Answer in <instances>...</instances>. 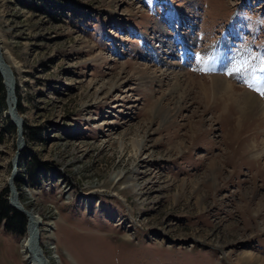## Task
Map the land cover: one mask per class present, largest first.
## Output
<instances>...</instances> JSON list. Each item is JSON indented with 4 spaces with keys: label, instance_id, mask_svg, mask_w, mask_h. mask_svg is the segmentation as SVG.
Listing matches in <instances>:
<instances>
[{
    "label": "rangeland",
    "instance_id": "rangeland-1",
    "mask_svg": "<svg viewBox=\"0 0 264 264\" xmlns=\"http://www.w3.org/2000/svg\"><path fill=\"white\" fill-rule=\"evenodd\" d=\"M222 37L229 57L249 49L264 74V0H0V48L23 121L19 162L25 152L52 168L34 187L28 163L18 165L27 214L21 235L0 222V264H31L30 212L52 264H264V156L252 157L264 150V125L253 129L256 118H241L212 78L264 96L217 65ZM9 114L7 91L8 204L22 143Z\"/></svg>",
    "mask_w": 264,
    "mask_h": 264
},
{
    "label": "bare ground",
    "instance_id": "bare-ground-1",
    "mask_svg": "<svg viewBox=\"0 0 264 264\" xmlns=\"http://www.w3.org/2000/svg\"><path fill=\"white\" fill-rule=\"evenodd\" d=\"M187 47L189 48L190 45ZM231 47L232 45L229 43V39L227 40V37H222L219 40V44H217V46L214 47V55H215V58H217V65H219L222 69H225V71L228 74H230L231 79L236 78V77L242 78L243 81H246L247 83H249V85H252L254 89H259L260 93L264 96V74H260L259 71L258 72L254 71V68L252 65L253 64L252 55H251L250 50L246 48L245 49L240 48V49H235L236 50L235 51L232 49L234 51L233 56L229 57L230 55H228L227 52H231L230 50ZM0 51H1V48H0ZM1 58L2 60L0 64L2 66V70L4 71L6 75L5 82H6L7 91H8V108H9V111L11 112V109L13 108L15 97H16V94H15L16 92L14 89L15 81L12 80L13 82L11 85L10 78L11 76H13V73L10 70V66L5 62L3 55ZM230 58H232V61L229 60ZM258 59H257V63H258ZM162 76L165 78L169 77V75H167L166 73H162ZM13 79H14V76H13ZM212 80L215 84L214 89L216 90V92L217 91L224 92L226 96L227 105H235L241 118H244V116L246 115L247 116L253 115L254 118H256L257 123H255V125L257 126L253 129L259 128L258 127L259 125H264V99L262 100L259 96L249 91H244L238 94L237 91L234 89V86L232 85V83L225 78L214 77L212 78ZM10 85L14 89V93H13L14 96L11 93ZM21 144L22 143L20 142L19 143L20 148H21ZM18 154H19V151H18ZM263 156H264V150L262 151L254 150L253 155H252L254 159H257ZM15 160L16 158L13 159V166L15 164ZM16 175L14 172V177H16ZM14 177L12 178V181H10L11 187H12L10 190L11 191L10 192L11 203L15 207H18L21 210H23L26 215L27 211H25V209L27 210V208L23 205L21 198H20L19 191L15 187ZM27 218H29L28 219V230H27L28 238L24 245V251L29 257L30 263L31 264H52L49 258L45 255L44 249L41 246L40 228L42 225V219L38 215L34 214L33 212L28 213ZM250 256L252 258L254 257L253 255H250Z\"/></svg>",
    "mask_w": 264,
    "mask_h": 264
},
{
    "label": "trees",
    "instance_id": "trees-1",
    "mask_svg": "<svg viewBox=\"0 0 264 264\" xmlns=\"http://www.w3.org/2000/svg\"><path fill=\"white\" fill-rule=\"evenodd\" d=\"M6 98L7 92H5L3 80L0 76V111L3 110L4 101L6 102ZM18 110L20 111V106H18ZM8 124L11 129H14V126L10 121H8ZM35 130L36 129L32 127H27L26 125H24V132L28 141H40L39 136L41 134L39 135L40 132H36ZM35 160L36 159L34 158V156H30V154L25 155V152H22L21 159L19 162V168H21L25 162L28 163V166L30 168L29 175L31 177V183L34 187L40 184L41 180L46 175V173L50 172V169H52L46 168L45 164L44 167H42L43 165L38 164ZM6 196L7 190H4V192L0 194V222H3V228L5 231L21 235L23 233L26 216L25 214H22L21 212L14 210V208L10 207Z\"/></svg>",
    "mask_w": 264,
    "mask_h": 264
},
{
    "label": "water",
    "instance_id": "water-1",
    "mask_svg": "<svg viewBox=\"0 0 264 264\" xmlns=\"http://www.w3.org/2000/svg\"><path fill=\"white\" fill-rule=\"evenodd\" d=\"M2 55H1V51H0V62H1V60H2ZM11 74V73H10ZM0 76H1V78H2V80H3V86H4V88H5V91L7 92V86H6V82H5V73H4V71L2 70V66H1V64H0ZM11 76V75H10ZM10 80H11V85H12V82L13 81H15L14 79H13V76H11V78H10ZM13 80V81H12ZM10 85V87H11V93H12V95H13V93H14V89H13V87ZM14 96V95H13ZM10 122L13 124V126L14 127H16V133H17V136H18V139H20L21 138V141H22V144H24V140L22 139V124H23V121L21 120V117L18 115V112H17V100H16V97H15V101H14V105H13V108L11 109V112H10ZM17 121H19V122H17ZM17 123H19V124H17ZM23 146V145H22ZM20 147L18 148L17 147V150H16V153H15V158H16V160H15V164H14V166H13V168H12V172H11V174H10V176H9V178H8V181H9V183H8V186H9V190H11V182L10 181H12V178L14 177V172H15V170L17 169V167H18V165H19V158H20V155L18 154V151H20ZM11 192V191H10ZM9 205L12 207V208H14V209H16V210H18L19 212H21L22 214H25L24 213V211L23 210H21L20 208H18V207H15L12 203H11V201H10V199H9Z\"/></svg>",
    "mask_w": 264,
    "mask_h": 264
}]
</instances>
